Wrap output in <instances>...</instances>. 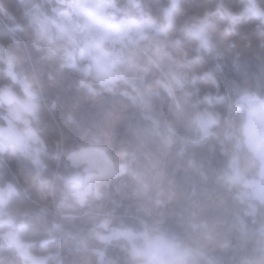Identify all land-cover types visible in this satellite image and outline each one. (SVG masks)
Here are the masks:
<instances>
[{"label":"clouds","instance_id":"1","mask_svg":"<svg viewBox=\"0 0 264 264\" xmlns=\"http://www.w3.org/2000/svg\"><path fill=\"white\" fill-rule=\"evenodd\" d=\"M0 264H264V0H0Z\"/></svg>","mask_w":264,"mask_h":264}]
</instances>
